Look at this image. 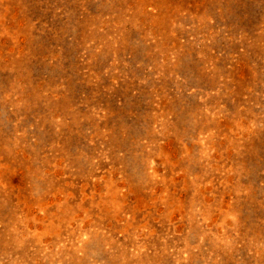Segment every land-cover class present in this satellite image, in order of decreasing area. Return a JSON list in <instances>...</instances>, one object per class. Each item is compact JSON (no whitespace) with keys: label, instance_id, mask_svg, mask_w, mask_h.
<instances>
[{"label":"rangeland","instance_id":"1","mask_svg":"<svg viewBox=\"0 0 264 264\" xmlns=\"http://www.w3.org/2000/svg\"><path fill=\"white\" fill-rule=\"evenodd\" d=\"M0 264H264V0H0Z\"/></svg>","mask_w":264,"mask_h":264}]
</instances>
